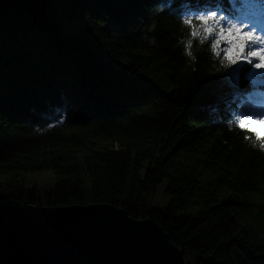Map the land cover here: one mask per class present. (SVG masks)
<instances>
[{
	"label": "trees",
	"instance_id": "16d2710c",
	"mask_svg": "<svg viewBox=\"0 0 264 264\" xmlns=\"http://www.w3.org/2000/svg\"><path fill=\"white\" fill-rule=\"evenodd\" d=\"M263 10L13 0L0 13V200L107 203L156 222L186 264H264V132L239 123L259 113L242 96L264 91L242 23ZM42 170L54 180L40 194L26 176ZM0 264L28 263L1 250Z\"/></svg>",
	"mask_w": 264,
	"mask_h": 264
},
{
	"label": "water",
	"instance_id": "95a60500",
	"mask_svg": "<svg viewBox=\"0 0 264 264\" xmlns=\"http://www.w3.org/2000/svg\"><path fill=\"white\" fill-rule=\"evenodd\" d=\"M13 0H0V12ZM28 264H186L152 219L107 203L47 206L0 200V251Z\"/></svg>",
	"mask_w": 264,
	"mask_h": 264
},
{
	"label": "rangeland",
	"instance_id": "374dc122",
	"mask_svg": "<svg viewBox=\"0 0 264 264\" xmlns=\"http://www.w3.org/2000/svg\"><path fill=\"white\" fill-rule=\"evenodd\" d=\"M261 18L258 19V13L254 12L253 13V17H255L258 20L255 21H245L244 23H242L243 25V30L249 33V40H250V51H249V55L252 59V61L255 62V64H260L263 65L264 64V12L261 13ZM256 100H252L250 98V96L248 97L247 100H244V102L242 103L245 106L246 101H248L249 103L255 105L256 107L260 108L261 114L260 116H257V118L260 119V121L263 120V118L261 117L264 114V93H261L259 91V94H256ZM249 121H246L242 119V123L243 125L247 124V123H251V125H255V127L260 126V122L256 121V120H252L249 119ZM254 123H253V122ZM257 135L258 132H255ZM26 180L29 181V184H35V186L37 187V189L39 190V193L42 194L46 189L50 188L53 180H54V174L49 171V170H42L39 172H33L29 175L26 176ZM262 199H264V194H262L261 192H257L254 195V202L258 203L259 201H261ZM169 198L164 194L163 191V186L159 185L156 189H155V193H154V200L152 202L153 206L156 205L158 207H162L163 205H165L168 202ZM189 212H191L190 209L185 210V212H182L181 214H188Z\"/></svg>",
	"mask_w": 264,
	"mask_h": 264
},
{
	"label": "bare ground",
	"instance_id": "6f19581e",
	"mask_svg": "<svg viewBox=\"0 0 264 264\" xmlns=\"http://www.w3.org/2000/svg\"><path fill=\"white\" fill-rule=\"evenodd\" d=\"M1 12H2V11H1ZM1 12H0V13H1ZM249 122H250V121H249ZM259 127H260V126H258L257 128L259 129Z\"/></svg>",
	"mask_w": 264,
	"mask_h": 264
}]
</instances>
